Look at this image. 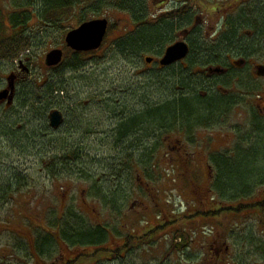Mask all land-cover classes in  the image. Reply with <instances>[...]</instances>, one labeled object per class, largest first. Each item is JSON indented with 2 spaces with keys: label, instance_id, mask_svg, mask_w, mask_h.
<instances>
[{
  "label": "rangeland",
  "instance_id": "374dc122",
  "mask_svg": "<svg viewBox=\"0 0 264 264\" xmlns=\"http://www.w3.org/2000/svg\"><path fill=\"white\" fill-rule=\"evenodd\" d=\"M79 3H83L82 7ZM96 6L91 0H79L73 8L45 12L44 19L43 6L31 7L29 0H0V87L7 85L6 77L13 70L20 73L15 102L7 106L2 100L5 103L0 104V264H50L58 257V249L70 256L68 249H72V244L63 238L61 229L71 210L83 216L93 233H104L89 248L93 250L91 254L99 247L117 250L123 240L129 239V246L121 255L113 253L111 259L100 255L102 260L95 259L91 264H264V211L246 208L236 213L191 217L200 212L196 208L207 212L256 200L264 202V80L253 81L250 86V69L239 70L243 83L240 90H253L251 99L255 104L249 103L251 99L245 93L237 111L220 97L225 108H217L211 122L198 118L208 113V106H185L184 117L180 115L182 108L173 107L164 111L170 113L164 118L171 120V128L157 130L154 123L159 128L166 123L147 117L140 128L134 126L133 135L131 129L123 135L121 125L127 117L146 107L174 103L181 97L175 89L176 69H158L157 31L140 36V40L152 38L150 49L143 48L135 54L118 50L119 41L123 40L119 39L136 37L142 29L154 27L152 11L141 10L145 15L137 18L122 7L112 10ZM240 8L241 24L253 31V44L242 31V40L247 44L240 45L241 52L248 60L264 59V0H242ZM195 10L198 15L205 12L207 17L201 42L195 44L206 46V54L215 50L220 56L219 19L211 20L206 6ZM16 12L27 13L26 25L14 23L12 16ZM97 18L109 21L103 43L106 42L98 51L86 52L78 70L46 66V55L53 49H64V63L69 61L72 51L66 47V35L83 21ZM143 18L146 22L139 24ZM130 23L133 25L127 29ZM163 37L170 38L171 34ZM146 56L155 58V62L147 63ZM180 65L201 74L206 82L222 81L217 76L208 78L201 71L209 67L208 63L198 64L191 57ZM41 79L64 89L61 97L51 99L64 117L59 128L52 129L45 122L48 111L43 113L42 123L36 121L42 114L36 117L22 112L30 89L46 85ZM196 81L187 83L188 91L200 88L196 84L202 80ZM212 86L209 92L213 91ZM225 87L235 89L231 84ZM181 118L192 128L182 127L178 123ZM221 126H225V131ZM171 142L174 145L169 147ZM222 144L236 154L226 155ZM182 149L209 157L187 155ZM218 154L228 163L217 184L234 186L227 192L226 201L219 196L223 188L214 185L218 171L214 157L217 159ZM196 187L203 194L209 193L205 207L194 192ZM151 231L154 232L148 236ZM45 232L56 234L62 240L61 248L57 243L44 246ZM130 235L146 238H140L139 243ZM27 239L34 248L33 263L27 256ZM36 240L42 249L36 247ZM85 250H81V255L86 254ZM83 258L78 264H89L83 263Z\"/></svg>",
  "mask_w": 264,
  "mask_h": 264
},
{
  "label": "flooded vegetation",
  "instance_id": "af4514ba",
  "mask_svg": "<svg viewBox=\"0 0 264 264\" xmlns=\"http://www.w3.org/2000/svg\"><path fill=\"white\" fill-rule=\"evenodd\" d=\"M93 2H95V0L93 1L91 0V3ZM142 2L143 3H142L141 10H145V9L150 10L152 11L153 16H154V27L155 29H157V44H161V45H158L159 48L157 50V52H159V55L157 57V64H158L159 70L170 68V69H176L179 71L188 72L189 74L193 76V80L194 79L202 80L201 83H203L202 84L203 86H201L198 89L199 93L201 92L205 94L209 93V95H211L213 92L217 94L219 93V97L223 98L224 100H227L226 103H228V107L229 108L232 107L233 109L235 108L237 111L241 107V101L243 100L242 99L243 94L245 95V93H248L247 97L251 99L252 97L251 95L254 91L253 90H248V91L240 90V87L241 85L243 86V83H242V79L239 78L241 74L238 72L239 70L245 67H248V69H250L249 70L250 71V79H249L250 86L252 85L253 81H258L259 79L264 80V75L259 74V72L264 70V68H262V66H264V59L261 58V59L248 60L247 58L248 56L246 55L243 56L241 52L240 45L247 44L245 41L242 40L243 39L242 31H244L245 34L249 36V40H250L249 44H253L251 42L252 34H253L252 27L250 28L244 27L241 24V20H242L241 13L238 14L239 10L241 9L240 5H241L242 0H222V2L220 0H201V1L200 0H142ZM109 4L114 5L113 2H109ZM118 4L119 5H116V7L115 6H105L104 8L108 7L113 10V8L122 7L123 9L132 13L137 18H141L142 15H145L143 11H140L141 13L138 11H135L136 9L133 6L124 7L123 4L122 5L120 3ZM212 4H216V7L211 8ZM201 5L206 6V9H208L207 11L210 10L209 13L211 12V16H210L212 18L211 20L219 19V22L221 23L220 33L217 35L220 39L218 45L221 46V54L220 56H216L218 61L215 60L216 58H204L203 56H200L199 58L194 57L195 56L194 55L195 51L193 50L194 45L196 42L198 43L201 42L200 39L203 35L202 26L206 28L205 26L206 20L204 19V17H206L204 16L205 12L204 13L202 12L200 13L201 15H198L195 10L197 8L201 9ZM209 13H207V16ZM252 17L253 16L251 13L249 16L250 22L253 21ZM141 23L142 22H140L139 24ZM132 25L133 24L130 23L127 29H129V27L131 28ZM168 32L171 34V37L170 38L163 37V35H165V33H168ZM215 34L216 32L213 35L216 36ZM206 35H208V32L206 33ZM126 37L128 38L119 39V40L123 39L122 41H119V43L120 44L132 43L130 39H132L133 36L129 37V35H127ZM179 42H184L188 45L189 47L188 55L184 59L177 61L173 64L162 65L161 61L166 54L167 48ZM198 46H200L201 51H203L204 53L207 52L205 50L207 48L206 46H203L202 44H198ZM191 57L194 58L196 63L198 64L203 63L201 62L203 58L206 61H211L212 64H215L218 62L214 66L210 64L211 66L209 65V67L201 68V71L203 73L206 72V76H208V78L217 76L220 79H222V81L221 82L220 81L219 82H211V81L206 82L204 81L203 76L201 74L193 73L192 70L191 72H189L191 68L188 70L184 68L185 66L180 65V64H184V62H186V60L190 59ZM155 60L156 59L154 58L153 62H155ZM216 68H219V72H216V71L213 72V70H215ZM11 73L15 74V82H16V87H17L18 82L20 81L19 80L20 73L17 70H13ZM227 84H231L232 86L235 87V89L232 91L226 88L225 86ZM211 85H213L212 86L213 91L209 92L208 88ZM4 87L7 88V85H5ZM4 87L3 88L0 87V90L5 89ZM182 89L183 88L178 87V90L180 93H185V90H182ZM202 90H205V91H202ZM263 92H264V88H263ZM209 95H207V97ZM261 97L264 103V93L261 94ZM1 103H5V102L2 101ZM249 103L255 104L253 99L249 100ZM6 105H7V100H6ZM203 118H206L207 122H211L214 120L211 114L205 115ZM200 123L201 122H195V124H200ZM190 128L191 126L189 127V129ZM211 128H214V126H212ZM221 128L223 130L226 129L225 126H221ZM175 143H176L175 146H178L177 144L178 141H175ZM173 145L174 143L172 142L169 143V147H172ZM220 147L225 149V151L227 152L226 155H228V152L231 153V151H228L230 149H227L228 148L227 145H220ZM182 150L186 151L187 155L193 154L195 156H199L204 159H208L209 157V154H205L202 152L201 153L200 152L189 153L187 149H182ZM235 154L236 152L234 154L231 153L229 155L231 156ZM194 192L199 196L202 202V207H205V205L209 203V200L207 201L209 193L206 192V194H203L199 190V187H196L194 189ZM257 203H263V201L258 202L256 200L254 205ZM259 209L262 210V208H259ZM201 212H203V210H201ZM110 236L112 235L110 234ZM140 238L142 239L143 236L136 238L138 240L137 242L140 241ZM87 245H91V244H87ZM128 246H129V239L126 238V240L125 241L123 240V244L117 250H114L110 248L109 246H107L108 249H105V248L102 249L104 250V252L110 253V255L102 254L101 256H105V257L109 256L108 259H111L113 256V253H115V255H118V254L121 255L124 251L127 250ZM83 249L88 250L86 247ZM99 249H101V247L94 249V251L99 250ZM121 250L123 251L121 252ZM70 253L71 255L68 256V254H66L65 252H61L58 258H56L51 264H78L80 259L83 257H85L82 259L83 263L91 264L93 263V260L95 258L93 257V254L86 253L85 255H81L82 251L81 250L79 251L77 249H73L72 251H70ZM76 253H79V254H76Z\"/></svg>",
  "mask_w": 264,
  "mask_h": 264
},
{
  "label": "trees",
  "instance_id": "16d2710c",
  "mask_svg": "<svg viewBox=\"0 0 264 264\" xmlns=\"http://www.w3.org/2000/svg\"><path fill=\"white\" fill-rule=\"evenodd\" d=\"M29 1H30L31 7H35L37 5H40V7L43 6V9H42L43 11H42L41 17L46 19L44 17L45 12H47V11L61 12V11L73 8L76 6V3L79 0H29ZM86 1H90V0H86ZM116 1L117 0H95V2H93V3H95L100 8L105 7V6H115L116 7V5H119L118 3H120L121 5L123 4L124 7L133 6L136 9V10L135 9L134 10L138 11V12L141 11V7H142V3H143L142 0H118V3ZM109 2H113L114 5H110ZM79 4L83 5V3H79ZM12 18L14 20V23L17 26H19V25L22 26V25H26L29 16H27V13H24V12H16L13 14ZM55 19L56 18L52 19L54 24H56V22L54 21ZM138 22H146V21H145V18H143V19H139ZM257 24H258V26H260L261 23H257ZM262 24H264V20H263ZM43 25H45V24H43ZM155 31H157V29H155V27H147L145 30H141L140 33L138 34V36L130 39V41L133 44L132 43L118 44V46H117L118 50L120 52H129V53L135 54L136 52L141 51L143 48L144 49L152 48V43H153V41L151 40L152 38H146L145 37V39L143 38L140 40V36H142L146 32L153 33ZM159 45H161V44H159ZM193 50L195 51V53H194L195 58H199L200 56H203L204 58H216V56H219L215 50H210L209 53H207V54H206V52L204 53L203 51H201V48H200V46H198V44L194 45ZM84 55H86V54L85 53L72 52V58L69 61L63 63L58 68L60 69V68L66 67L67 69H70L71 71H76L84 63V60H81V57ZM204 58H203V60H201V62L211 64V61H206ZM203 66H205V64ZM173 71H174V74L177 76V81L175 82V86H176L175 89H176L177 93L181 94V97L180 98L177 97V99H175L174 103L168 102V103H166L162 106H159V107H157V106L156 107H146V109H144L141 113L127 117L124 121H122V125L125 127L124 130H123V126L121 125L122 132L124 131L123 135H126L127 134L126 132L129 131L130 129H131L130 133H131V135H133L135 133V130H134V132H132V130L134 129V126H138L144 119H148L151 117L153 119H157V121H159L160 123L161 122L166 123V126L161 127V128H159L160 126L158 124L154 123L157 126V130L162 131V130H164V128H166V129L171 128V126H173V125H170L171 120L169 121V120H166L167 118H164L165 114L169 115L170 113L169 112L164 113V111H168L171 108L173 109V107H178L179 108L178 110H180V108H182L180 110L181 111L180 115L182 117L185 116V112L183 109H186L185 106H189V105H195L196 107L202 106V105L208 106V111H207L208 113H206V115L211 114L212 117L214 116L213 113L215 111L217 112V108H219L220 110L225 108L226 104L224 102H222V99H220V97H218L217 93L213 92L208 97L207 96L203 97L199 93L198 89L188 91L187 90V87H188L187 83H192V80H193V76L191 74H189L188 72L179 71V70H173ZM189 72H191V70H189ZM178 75H181V77H179ZM155 79L157 81V77ZM152 81L155 82V80H153V79H152ZM195 81L196 80L194 79L193 82H195ZM40 82H43L46 85L44 87L39 86V87H34V88L30 89L31 91L29 92L27 99L24 100L22 103V112L27 113V115L33 114L34 116L42 114V116H40L39 118H36V121L40 120L42 123L43 122V113H45L47 111L51 112L52 109H55L56 104L54 101L51 102V99L54 100L55 97H59V96L61 97L60 92L64 93V89L62 90L61 87H53V84H51L47 80L41 79ZM202 84L203 83H199V84L197 83L196 84L197 88L203 86ZM178 85H180L181 88H183L182 90L188 91V92L186 91V94L188 96H186V94H184V93L179 92V90L177 89ZM54 94H56V96H54ZM132 95H136V94H132ZM141 99H139V100L142 102L146 101V98H141ZM212 99H214L213 102H212ZM179 101L182 103H179ZM44 109H46V110H44ZM168 115H165V116H168ZM204 116H205V114L199 115L198 118L199 119H205V118H203ZM36 117H38V116H36ZM44 120L46 123L49 124L48 118H44ZM181 120L179 119L178 121H180V122H178V123L182 124V127H184L185 125H188V127H186V128L189 129L191 123H189V122L186 123L184 121L185 118H181ZM174 124H176V123H174ZM140 127H141V125H139V127H137V128H140ZM121 128H118V130L120 131ZM122 132H119V133H122ZM251 153H249V154L251 155ZM249 154L246 153V154H241V155H249ZM214 163H215L214 164L215 168L218 170L217 175H216V181H215L214 185L216 186V188H220V187L223 188L222 194L220 193L219 196L221 197V199L223 201H226L229 199L227 192H229L230 189H233L232 187H234V186H229L226 184L221 186V185L217 184V181L219 178L221 180V178L223 177L222 168L228 162H227V160L220 158L217 161L214 160ZM51 171H54V170H51ZM239 205L241 207L238 209ZM239 205L237 207H234V206L221 207L217 211L210 210L208 213H198V215L204 214L206 216H216V215H219L223 212H227V213L234 212V213H236L241 209H246V208L258 209L257 207L262 208V210L264 211V202L255 204L257 207L254 204H251L250 206L242 205V204H239ZM185 218H188V217L185 216ZM192 218H194V216H192ZM62 224H63L62 227H64V229H61L63 238L67 242H69L73 245L85 244V243L94 245V240H100V238L104 235V233H102V231H98L96 233H93L92 230H90V228H89V224L87 222L85 223L83 221V216H80L79 212H72V210L68 214L65 215ZM96 229H101V227H98ZM155 230H157V228ZM154 231L149 232V235L152 234ZM143 238H146V235H144ZM43 240L45 243L44 246H49V245H53L54 243H58L53 235H51L50 233H46V232L44 234ZM35 244H36V247H39V249H42L41 244H39V242H37V240H36ZM25 248L27 251V256L31 260L35 261V257H34V253H33V246H31V244L27 240L25 241ZM101 252H104V250H102V249L97 250L96 253L93 255V257L98 256V258L100 259L101 258L100 255H102ZM262 259L264 260V257H262Z\"/></svg>",
  "mask_w": 264,
  "mask_h": 264
},
{
  "label": "water",
  "instance_id": "95a60500",
  "mask_svg": "<svg viewBox=\"0 0 264 264\" xmlns=\"http://www.w3.org/2000/svg\"><path fill=\"white\" fill-rule=\"evenodd\" d=\"M108 29V20L107 19H95L81 24L78 28L71 30L66 36L67 46L77 52H90L98 50L102 44L105 37V34ZM189 52V47L184 42H179L172 45L166 50V54L162 61V64H173L177 61L184 59ZM64 58V52L62 49H54L49 52L46 56V64L49 67H54L59 65ZM151 58H147V62H151ZM264 68V66H262ZM219 72V68L213 70V72ZM260 75H264V70L259 72ZM9 87L0 92V100L9 98L10 103L14 100L15 95V75H10L8 77ZM59 113L54 112L50 114V118ZM60 116V115H59ZM57 122V126L61 121ZM54 126V125H53Z\"/></svg>",
  "mask_w": 264,
  "mask_h": 264
},
{
  "label": "bare ground",
  "instance_id": "6f19581e",
  "mask_svg": "<svg viewBox=\"0 0 264 264\" xmlns=\"http://www.w3.org/2000/svg\"><path fill=\"white\" fill-rule=\"evenodd\" d=\"M89 21H91V20H89ZM85 22H88V21H85ZM85 22H83V23H85ZM83 23H82V24H83ZM79 26H80V25H79ZM79 26H78V27H79ZM78 27H77V28H78ZM75 29H76V28H75ZM105 35H106V34H105ZM104 40H105V37H104ZM104 40H103V41H104ZM108 41H109V39H108ZM105 42H106V41H105ZM105 42H104L103 44H105ZM170 47H171V46H170ZM170 47H169V48H170ZM167 49H168V48H167ZM147 58H151L152 61H151V62H147ZM163 59H164V58H163ZM163 59H162V61H163ZM153 60H154L153 57H150V56H146V57H145V61H146L147 63H149V64L152 63ZM162 61H161V64H162ZM162 65H164V64H162ZM167 65H169V64H167ZM213 66H214V65H213ZM50 68H51V67H50ZM11 75H12V74H11ZM13 75H14V74H13ZM7 79H8V78H7ZM4 88H5V87H4ZM3 90H4V89L0 90V92L3 91ZM15 99H16V98H15V96H14V100H15ZM5 100H7L8 105H11V104L13 103V102L10 103L9 98L4 99V101H5ZM14 100H13V101H14ZM1 102H2V100H0V103H1ZM14 102H15V101H14ZM54 112L59 113L60 116L56 114V115H55L54 117H52V119H51V118H50V114H51V113H54ZM48 121H49V126H50L52 129H56V128H58V127H56L58 124H57V122H55V121H59V122L61 121V123H60V125H59V126H61V124H62L63 121H64V117H63V114L60 112V109H57V108L52 109L51 112H49V115H48ZM53 125H54V126H53ZM208 131H209V130H208ZM196 132H197V131H196ZM196 132H194V133H196ZM194 133H193V134H194ZM186 136H187V135H186ZM189 136H190V135H189ZM192 136H193V135H192ZM193 137H194V136H193ZM169 138H170V137H169ZM190 138H191V136H190ZM191 139H192V138H191ZM216 143H217V142H216ZM216 143H215V144H216ZM243 143H244V142H243ZM217 144H218V143H217ZM167 145H168V144H167ZM222 145H223V144H222ZM168 146H169V145H168ZM212 146H213V145H212ZM249 146H250V145H249ZM249 146H248V147H249ZM210 147H211V146H210ZM245 148H247V147H245ZM245 148H243V150H244ZM251 148H252V147H251ZM249 149H250V148H249ZM211 151H212V150H211ZM208 152H209V151H208ZM143 169H144V168H143ZM215 170H216V169H215ZM142 171H143V170H142ZM213 174H214V173H213ZM147 175H148V174H147ZM139 176H140V175H139ZM213 179H214V178H213ZM212 191H213V190H212ZM250 198H251V197H250ZM219 199H220V198H219ZM241 199H242V198H241ZM238 200H239V199H238ZM213 201H214V200H213ZM214 202H215V201H214ZM222 202H223V201H222ZM237 202H239V201H237ZM250 202H252V201H250ZM243 203H244V202H243ZM215 204H217V202H215ZM227 204H228V203H227ZM209 207H210V206H209ZM211 207H213V206L211 205ZM250 210H251V209H250ZM256 210H257V209H256ZM256 210H255V211H256Z\"/></svg>",
  "mask_w": 264,
  "mask_h": 264
}]
</instances>
